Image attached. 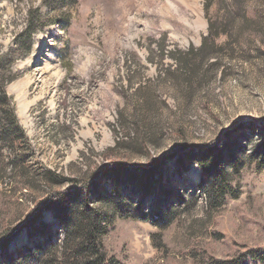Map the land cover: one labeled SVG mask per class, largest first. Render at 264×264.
Masks as SVG:
<instances>
[{
  "label": "rangeland",
  "instance_id": "obj_1",
  "mask_svg": "<svg viewBox=\"0 0 264 264\" xmlns=\"http://www.w3.org/2000/svg\"><path fill=\"white\" fill-rule=\"evenodd\" d=\"M204 3L77 0L48 6L43 0H0V52L14 45L28 10L40 6L46 18L59 21L35 34L31 51L13 64L19 75L6 85L34 147L29 173L45 167L99 173L107 161L101 154L111 146L131 166L157 160L153 179L160 175L161 181L151 193L137 188L138 177L123 178L126 200L105 220L102 242L115 264H205L247 249L254 256L244 264H264V164L251 157L264 143V0H213L208 17L225 31L209 45L215 54L192 61L186 72L173 70L174 60L155 43L172 50L198 47L208 32ZM221 143L245 156L230 180L238 194L213 206L198 184L197 161L185 155ZM7 150L4 137L0 234L20 224L47 192L39 180L23 187L26 178L17 169L8 175ZM170 196L176 207L163 214ZM139 202L147 218L124 214ZM42 219L47 229L51 225L49 234L22 229L9 243V251L35 254L26 263L12 254L19 264H37V245L47 238L60 241L53 212L44 210Z\"/></svg>",
  "mask_w": 264,
  "mask_h": 264
},
{
  "label": "trees",
  "instance_id": "obj_2",
  "mask_svg": "<svg viewBox=\"0 0 264 264\" xmlns=\"http://www.w3.org/2000/svg\"><path fill=\"white\" fill-rule=\"evenodd\" d=\"M77 0H43V2L52 6L57 3L72 4ZM213 0H205L204 10L208 18V32L202 37L201 44L198 47H189L186 50H172L164 45L155 43L157 50L166 53L174 60L173 70L191 69L192 61L197 59L203 60L211 57L214 51L209 45H214L215 39L222 34L224 30H220L216 20L208 17V10ZM59 24L55 19H48L40 10V6L34 10H28L27 22L24 28L17 33L14 45L6 51L0 52V124L7 129H2L0 133V141L7 138V166L10 167L9 176L12 170H19L20 176H25L26 181L23 187L31 188L34 184L33 180H39L45 185L46 197L37 199L30 208V213L15 227H7L0 234V258L7 255V262L3 264H19L18 258L14 259L12 254L18 253L21 257L20 249L8 250V245L16 236L22 234V229H26L28 235L34 231L49 234L50 227L47 229L42 219V212L50 209L54 217L59 220L58 230L54 235L58 236L60 241L51 242L49 238L43 244L37 245V253L39 259L37 264H115L112 258H107L104 250L102 235L105 231V220L109 218L110 212L113 210L121 211L120 207L126 200L122 192V184L124 179L138 177L140 182L138 187L144 196L151 193L154 182L161 181L160 175L157 179H153L156 172L157 160L150 159V166L144 167L134 164L126 158L122 153H117V147L111 146L101 156L103 160V169L99 173H87L86 171L79 174H66L63 171H57L48 167L39 168L34 175L29 173L27 161L30 160L34 153V147L29 140L25 129L19 122L12 96L7 92L6 85L19 75V71L13 67L17 59L24 58L31 51L34 44V36L38 32H46V26ZM151 52L153 48L150 49ZM214 50V49H213ZM177 52V54H175ZM198 61V60H197ZM199 62V61H198ZM7 132V133H3ZM226 147V146H225ZM224 145H201L186 151V158L197 161L201 169L200 187L203 194L208 198L209 203L213 206L220 205L221 200L228 194L236 196L237 189L232 187L230 180L232 173L235 172L241 162L244 160L243 150L238 153L231 149L225 151ZM224 148V149H223ZM251 157L258 160V165L264 164V143L251 153ZM124 156V157H118ZM137 167V168H136ZM143 170V171H142ZM135 171V172H134ZM136 171H142L139 175ZM91 174V175H90ZM37 178V179H34ZM124 178V179H123ZM108 179V183H106ZM123 179V180H122ZM64 184L69 186L62 188ZM110 184L111 188H108ZM164 187V186H163ZM173 196L168 197L166 202L168 205L162 208L161 213L172 214L175 203H172ZM94 199L96 201H94ZM109 207L102 210L96 207L94 203ZM139 214H137V213ZM125 215L133 217L147 218L146 211L142 208V203H137L133 209H126ZM51 234V233H50ZM46 253V255H44ZM27 257L22 262L35 256L34 252H28ZM254 256L252 249L242 251V253L230 259H212L205 264H244L247 257ZM22 264V263H21Z\"/></svg>",
  "mask_w": 264,
  "mask_h": 264
}]
</instances>
